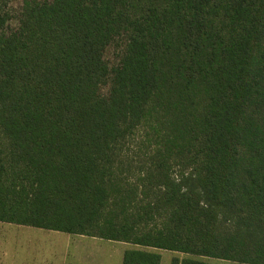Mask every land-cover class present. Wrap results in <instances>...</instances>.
Instances as JSON below:
<instances>
[{
  "label": "trees",
  "instance_id": "trees-1",
  "mask_svg": "<svg viewBox=\"0 0 264 264\" xmlns=\"http://www.w3.org/2000/svg\"><path fill=\"white\" fill-rule=\"evenodd\" d=\"M4 3L0 222L264 264V0Z\"/></svg>",
  "mask_w": 264,
  "mask_h": 264
},
{
  "label": "crops",
  "instance_id": "crops-1",
  "mask_svg": "<svg viewBox=\"0 0 264 264\" xmlns=\"http://www.w3.org/2000/svg\"><path fill=\"white\" fill-rule=\"evenodd\" d=\"M27 227L30 226L0 222V264H97V253L101 249V246L95 245L94 241L97 239H104L45 229L43 230L47 231L46 233L52 234H41L43 232H31L32 230H26L34 234L28 233L23 235L22 229H28ZM36 231H42V229L37 228ZM35 235H40L39 238L41 239L49 240L52 245L56 246L57 252H55L56 250L54 249L51 250V252H19L22 236L24 239L28 238L29 241L32 237H38ZM114 242L118 243L117 241ZM119 244L124 248L122 258L124 252L127 250L145 249L160 256L159 264H162V255L164 254V251H166L154 248H143L124 242H119ZM88 248H91V251L87 252ZM69 249H71V252ZM168 252H172L170 264L173 258H178L179 260L192 258V256L183 253L173 251ZM199 259L210 264H237L230 261L211 258L201 257Z\"/></svg>",
  "mask_w": 264,
  "mask_h": 264
},
{
  "label": "rangeland",
  "instance_id": "rangeland-1",
  "mask_svg": "<svg viewBox=\"0 0 264 264\" xmlns=\"http://www.w3.org/2000/svg\"><path fill=\"white\" fill-rule=\"evenodd\" d=\"M23 0H5L4 8H2L9 16L10 20L7 23V27L10 29H13L16 27L17 24V18L19 16V8L21 6V2ZM125 43V37L120 36L115 38V40L109 45L104 53V60L108 64L109 68L117 65L118 60L120 58L121 49L124 46ZM107 92V86H104L102 88V93ZM145 134V130H140L137 134V138H142ZM174 176L178 175L177 171L173 172ZM28 229H22V234H28L31 232H43L41 234H52V233H46L47 231H36L37 228L27 227ZM26 230H32L26 231ZM34 234V233H31ZM38 237H32L29 241L28 238H25L22 236L20 240V248L19 252H51V250H56L57 248L55 245H52V243L49 240H44L39 238L40 235H35ZM90 242V241H89ZM95 245H100L101 249L97 253L98 262L97 264H121L122 260V252L124 250L123 246L121 244L116 243L114 241H108V240H99L97 239L94 241ZM72 249V248H71ZM71 249L69 251L71 252ZM122 250V251H121ZM91 251V248L87 249V252ZM54 252V251H52ZM172 252L164 251V254L162 255V264H170Z\"/></svg>",
  "mask_w": 264,
  "mask_h": 264
}]
</instances>
